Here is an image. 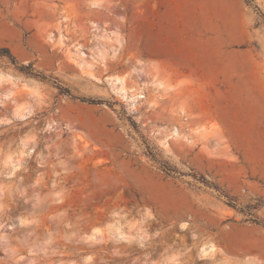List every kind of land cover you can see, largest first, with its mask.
Listing matches in <instances>:
<instances>
[{
  "label": "rangeland",
  "instance_id": "obj_1",
  "mask_svg": "<svg viewBox=\"0 0 264 264\" xmlns=\"http://www.w3.org/2000/svg\"><path fill=\"white\" fill-rule=\"evenodd\" d=\"M249 1L0 0V264H264Z\"/></svg>",
  "mask_w": 264,
  "mask_h": 264
},
{
  "label": "trees",
  "instance_id": "obj_2",
  "mask_svg": "<svg viewBox=\"0 0 264 264\" xmlns=\"http://www.w3.org/2000/svg\"><path fill=\"white\" fill-rule=\"evenodd\" d=\"M246 1H247V3H250L249 0H246ZM0 55L7 56L10 59V61L15 65V67L17 69H19L20 71L25 72L26 74H29L31 76L40 78L42 80H49V81L51 80V77L50 76H46L45 74H43V73L39 72L38 70H35L34 68H32V65L30 63H28V64H21V63H19L16 60L15 56L6 47H1L0 48ZM51 82L57 87L58 93L66 94V95H68L69 97H71L74 100H78V101H80L82 103H87V104H102V103H105V101L104 100H101V99L89 98V97H85V96H75V95H73V94L70 93V91H69V89L67 87L62 86L57 81V79H53V80H51ZM160 166L163 168V170L167 174L176 173V170H174L173 168H171L170 166H168L166 164H160ZM199 179L205 185H208L210 187H213L215 190H217V188H216L215 185L211 184L208 180H206L202 176ZM219 195L223 196L226 199L227 204H229L231 206H235V204L233 202V198L229 197L227 194H223V193H220V192H219ZM241 211H243V210H241ZM245 213L249 216L248 220H251L252 222H255V223H259L262 226H264V221L258 219L255 215H253L250 212H245Z\"/></svg>",
  "mask_w": 264,
  "mask_h": 264
},
{
  "label": "bare ground",
  "instance_id": "obj_3",
  "mask_svg": "<svg viewBox=\"0 0 264 264\" xmlns=\"http://www.w3.org/2000/svg\"><path fill=\"white\" fill-rule=\"evenodd\" d=\"M117 77V76H116ZM114 78V77H113ZM120 79V78H119ZM119 79H118V77L117 78H114V80L113 81H115V83L117 82V81H119ZM121 79H123V78H121ZM119 83V82H118ZM120 86H118V93H120V94H122L123 96H127V97H129V98H134L135 97V93L133 92H130V93H128V91L125 89V87H124V85H123V83H122V81L120 80ZM9 154V153H8ZM11 154V153H10ZM10 154H9V157H11L10 156ZM132 227V226H131ZM131 230H132V228H131ZM226 263V262H225ZM230 264V263H229Z\"/></svg>",
  "mask_w": 264,
  "mask_h": 264
}]
</instances>
